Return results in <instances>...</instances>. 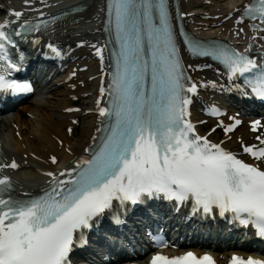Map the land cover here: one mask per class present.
I'll use <instances>...</instances> for the list:
<instances>
[{"label": "snow or ice", "instance_id": "snow-or-ice-1", "mask_svg": "<svg viewBox=\"0 0 264 264\" xmlns=\"http://www.w3.org/2000/svg\"><path fill=\"white\" fill-rule=\"evenodd\" d=\"M113 7L117 40L121 44L120 63L113 78L112 108H100L99 115L114 116L115 124L100 151L91 160L77 165V168L86 166L76 178L69 181L54 178V186L44 196L30 200L10 195L4 198L3 194L11 190V182L8 177L0 178V264H70L74 233L91 227V221L111 209L113 201H119L121 206L126 202L136 205L143 196H163L177 204L191 200L194 212L202 210L209 214L215 208L221 216L231 213L242 225L251 224L257 235L264 237V170L195 135L193 125L185 119L191 100L184 93L194 94L196 85L185 87L163 0L158 5V28L150 22L153 8L150 0H142L139 6L135 0H114L109 5L110 10ZM137 7L142 10L145 24L143 36L136 24ZM10 14L17 19L22 15ZM244 17L258 19L264 25V0L245 4L236 23H243ZM226 18L230 19L231 14ZM8 23H0V64L14 69L8 48L16 47L12 35L19 36L20 32L6 31ZM21 27L30 30L28 25ZM254 30L264 32V28ZM144 36L150 62L143 59ZM186 43L195 55L219 60L227 68L229 80L258 69L257 62L246 54L250 49L242 53ZM149 70L151 89L146 90L144 82ZM8 89L13 93L31 91L28 84L9 82L0 72V90ZM253 92L264 99V68L256 73ZM258 125L259 121L255 122L253 130ZM244 152L257 161L264 160V148L244 147ZM52 162L56 163L55 158ZM2 167L16 169L18 165L13 161ZM65 184L70 187H59ZM114 219L120 222L118 217ZM150 264H214V261L208 255L197 257L187 252L177 257L154 255ZM230 264H264V260L233 256Z\"/></svg>", "mask_w": 264, "mask_h": 264}, {"label": "bare ground", "instance_id": "bare-ground-1", "mask_svg": "<svg viewBox=\"0 0 264 264\" xmlns=\"http://www.w3.org/2000/svg\"><path fill=\"white\" fill-rule=\"evenodd\" d=\"M6 0H4L5 2ZM85 2L87 6L86 10L82 13L72 15L65 18L55 30H59L61 39L67 40L68 44L73 47L80 42H86L88 46L91 43L101 39V29L99 26V14L101 12L102 5L100 0H80ZM213 3L212 12L208 13L213 18L209 21L211 24V30L201 33L211 36H219L226 38L231 32L233 21L225 22L221 26H217V23L226 17L228 14L233 13L239 8H243L250 0H221L222 6L216 0H210ZM72 0H66L60 4H57V8H63L71 3ZM184 8L190 11L192 3L197 5L201 4V0H188L182 1ZM19 9V8H18ZM205 14L204 12H202ZM219 15V19H214V16ZM199 16V14H198ZM191 28H199L198 25H202L203 21L196 18H190L188 20ZM193 22V23H192ZM203 27V26H201ZM222 29H224L222 31ZM52 31V30H51ZM50 32V31H49ZM46 33L44 36H47ZM43 36V35H42ZM80 38V39H77ZM86 58L89 51L86 48L77 49ZM93 61V70L97 73V63ZM85 64H80L84 66ZM195 65H199L196 63ZM200 65H203L201 63ZM82 74V81L84 88H79L76 84L71 83L68 88L61 85L59 88H53L49 85L46 95L40 98H33L29 100L28 104L19 107V112L14 113L12 118L8 119L3 117L0 121V131L5 133V141L9 143V148H3L4 159L8 164L12 159L18 160L20 169L13 175L14 188L19 193H34L39 188V184L42 181L38 171L43 170H55L59 171L66 166V163L73 157L82 154L86 150L91 142L94 140L98 124L96 121V115L84 114L85 110L93 108L94 103L92 99H87L83 104L80 113H71L68 108H71L70 98L72 96L79 97L85 93H92L94 88L98 87L99 81L87 82V79L93 75V73L80 72ZM72 86H76L74 91H70ZM96 94V91H95ZM96 98V96L94 97ZM24 113H28L30 118H25ZM73 120L79 122L75 133L73 132L74 126ZM10 123H13L15 130H11ZM71 128V134H67L62 131L65 128ZM254 135L250 134L245 126H242L232 136L231 141L226 145L230 149L240 150L241 145L237 143L236 139L240 138L246 144L254 143ZM61 142V147L57 142ZM65 150L68 152L66 153ZM26 155L23 159L22 155ZM51 156H55L58 159V163L55 167L51 166L48 162ZM182 251L176 252L180 254ZM234 253H237L234 251ZM231 253H223L222 258L218 256V260L224 259L222 264L228 259Z\"/></svg>", "mask_w": 264, "mask_h": 264}, {"label": "rangeland", "instance_id": "rangeland-1", "mask_svg": "<svg viewBox=\"0 0 264 264\" xmlns=\"http://www.w3.org/2000/svg\"><path fill=\"white\" fill-rule=\"evenodd\" d=\"M211 10L213 9V6L210 8ZM34 97H31L29 100H31V99H33ZM29 100H27V102L25 103V104H23V105H21V106H25L26 104H28V101ZM17 111H19L18 109H16V110H14V111H12V112H10V114H9V118L11 119L12 118V115L14 114V113H17ZM25 118H30V115L28 114V113H24V115H23ZM80 124V123H79ZM13 125L14 124H10V128L11 129H13ZM75 131H76V128H75ZM75 131H74V133H75ZM4 145H6V144H4Z\"/></svg>", "mask_w": 264, "mask_h": 264}]
</instances>
